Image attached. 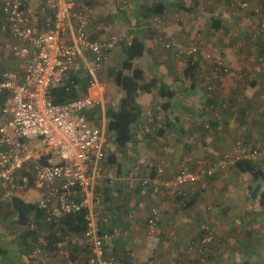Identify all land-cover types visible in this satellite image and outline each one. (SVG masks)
<instances>
[{
  "label": "crops",
  "instance_id": "obj_1",
  "mask_svg": "<svg viewBox=\"0 0 264 264\" xmlns=\"http://www.w3.org/2000/svg\"><path fill=\"white\" fill-rule=\"evenodd\" d=\"M27 1L37 8L45 0ZM104 1L77 0L79 7L91 11V38H113L123 26L122 33L127 35V40L135 35L145 42L147 51L142 59L146 60L149 54V40L157 38L155 30L158 22L163 23L165 31L173 40L188 39L192 33L193 25L183 19L182 15L187 12L180 10L178 5L194 8L196 6L193 0L191 3L186 2L187 0H117L113 2V6ZM158 3H163L162 12L149 16L150 10ZM88 5L90 8L86 7ZM0 17L2 19L1 9ZM245 37H248L246 32L241 35V38ZM233 54L228 52L226 55L232 70L230 75L221 81L206 85V75L212 74L213 67L201 54L195 59L196 63L192 62L194 69L191 75L188 72L189 65L184 69V74H188L185 75L187 81L184 84L172 80L170 85L165 83L164 86L156 82L157 86L152 90L155 93L153 100L145 91L135 95L134 100L141 106L142 114L132 129L134 141L126 150H120L118 157L116 156L117 164H108L105 160L103 176L97 187L102 199L98 226L103 233L113 235L109 255L116 259L118 264H201L198 249L191 250L190 247L197 243L201 237L198 235L205 229L212 230L217 237V243L211 250L212 257L217 261H221L223 253L219 243L227 242L237 248L233 242L238 241L242 247L250 246L246 237L240 238L244 234L243 229L237 232L231 227L229 219L236 215L254 214L256 210L250 207L249 197H252L257 185L250 174L241 173L230 165L223 166L220 158H237L241 153L235 151L234 140L239 136L245 138L243 135H249L251 138L254 136L251 139L254 140L259 133L256 126H264V54H260L252 45L248 50L243 47L237 54ZM17 63V60H5L4 65L11 70L23 71V64L20 63L21 67L17 66ZM146 66L148 65L138 67L148 73L151 69H145ZM177 68L179 71L183 66L179 64ZM75 72L71 70V76L83 81L79 70ZM90 81L91 77L89 87ZM158 86H164L166 90L174 93V96L161 99ZM89 87L87 92L78 97L92 92ZM2 95L0 93V97ZM96 110L106 121L107 112L104 113L99 108H91L87 113L93 114ZM150 114L158 118L159 123L155 126L156 139L148 143L141 131L145 125H150L147 121ZM89 117L92 127L105 126V122L104 125L98 126L92 121L93 116ZM109 133L114 138V134ZM125 155L137 161L130 162L124 159L127 158ZM157 162H161L165 178L174 177L182 164L197 167L198 163H202L208 168H218V171L214 176L207 178V188L204 191L200 190V186H188L184 189L183 196L176 197L163 189L154 190L151 184L147 183L156 176L152 164ZM242 197L245 198L243 209L240 207ZM254 200L259 204L258 199ZM154 208L160 210V216L152 235L148 220ZM260 209L264 212V208ZM0 217V250L6 255H0V258L4 262L14 263L15 259L8 250L24 246L22 243L25 241L22 238L16 241L18 236L12 232L17 231L18 226L6 228L2 222L5 216L1 211ZM56 228L53 232H56ZM48 229L44 230L47 237ZM258 235L262 234L253 233L254 238ZM256 245L257 248L260 247L259 243ZM26 246L27 253L18 258L22 260L21 264H66V259L61 255L62 251L72 256L74 264H88L91 258L87 241L80 236L67 237L62 243L53 244L54 252H48L49 257L38 262L29 257V243ZM248 248L250 247L246 250ZM261 248L259 251H263L264 244ZM261 256H264L263 252Z\"/></svg>",
  "mask_w": 264,
  "mask_h": 264
},
{
  "label": "built area",
  "instance_id": "obj_2",
  "mask_svg": "<svg viewBox=\"0 0 264 264\" xmlns=\"http://www.w3.org/2000/svg\"><path fill=\"white\" fill-rule=\"evenodd\" d=\"M229 2L232 7L252 9L262 16L250 0ZM0 9V30L10 37L2 49L23 64V71L5 70L0 74V93L5 95L0 108V202L34 188L38 191L37 207L47 224L84 212L83 234L91 253L88 264H118L109 255L113 235L103 233L98 226L102 199L97 187L106 160V126L92 127L87 111L95 107L106 112L104 89L97 75L121 39H92L91 11L79 7L76 0H45L37 8L27 0H0ZM156 29L166 47L178 56L190 58L198 52L195 46L185 48L173 41L161 24ZM78 60L83 61L91 77L92 92L70 102L55 103L52 91L71 84V70ZM230 73L226 61L217 59L206 83L210 84L211 79L221 81ZM110 106L115 109L117 104ZM147 121L150 125L144 126L142 136L153 132L159 123L151 114ZM237 148L240 156L221 161L223 166L240 159L257 163L264 156V147L259 144L252 146L242 141ZM152 170L156 176L147 183L154 190L163 189L181 197L188 186L207 188V178L215 175L218 168L202 163L197 167L182 164L172 178L163 176L161 162L152 164ZM159 216L160 210L154 208L148 220L152 235ZM35 228L32 221L30 229ZM40 241L32 243L30 258H37L44 251L46 244ZM213 241L214 236L207 232L190 247L198 249L201 264L206 262ZM61 255L66 264H74L70 254L62 251Z\"/></svg>",
  "mask_w": 264,
  "mask_h": 264
},
{
  "label": "rangeland",
  "instance_id": "obj_3",
  "mask_svg": "<svg viewBox=\"0 0 264 264\" xmlns=\"http://www.w3.org/2000/svg\"><path fill=\"white\" fill-rule=\"evenodd\" d=\"M114 1L117 0H105L104 2H109L113 6ZM193 1L196 6L194 7L195 10L194 13H184V12L182 13L183 19H186V21H189V23L193 25V29H192V33L190 34V37L188 39L181 38V40H177V39L173 40L172 38L171 39L185 48L195 46L198 49V52L190 58L178 56L175 50H171L166 47L167 43H165L163 40L159 41L156 38V40L155 39L149 40L150 46H148L149 47L148 48L149 54L147 55L148 60L147 59L145 60L144 58L143 59L137 58L135 60L136 62L134 64L136 65L137 68H139L138 67L139 65L141 66L148 65L145 67V69H149V68L151 69V71H148V73L146 72L147 82L145 85L149 87V91H145V92L146 94L149 93L148 97H150L152 100L155 96V93L152 92V90L154 86H157L156 82L162 83V85L164 86H166L165 83L169 84V82H171L172 80L180 84H184L187 81L184 74V69L189 65V63L191 64L192 62L196 63L197 60L195 61V59L201 54L202 57L206 59V61L209 60L212 63V67L215 64V61L220 58L224 59L228 64L226 59L227 53L230 52L231 54L233 53L237 54V52H239V50L243 47L248 50L252 45L259 50L260 54L261 53L264 54V32L261 31L259 15L255 14L252 10L245 11L242 9H238L236 7H232L228 0H198V1L193 0ZM250 1L254 7L255 6L261 7L264 14V2L255 1V0L253 1L250 0ZM186 2L191 3V0H187ZM86 7L90 8L89 5ZM145 16L147 17V14H145ZM212 17H217L223 22L221 29L214 30V28L212 27V20H211ZM105 21L106 20H102V22ZM122 27L119 29L118 32L115 33V37L118 36L121 39L120 45L116 50L113 51L111 56L105 59L103 68L97 75L99 81L101 82L100 84L104 89V100L106 101V105H107L106 112L112 111L113 109V108L110 109L111 108L110 103L114 102L118 106L119 101L123 97L122 95H124L116 85V76L118 72L122 69L124 59L126 58L123 49L124 46L127 44V42L130 41L127 40V35L122 33L123 32ZM245 32L247 33L248 37H245L243 39L241 38V35H244ZM0 37H1L0 74H1L5 70H11L4 65L5 60L7 61V60H16V59L7 55L6 52L2 49L3 44L10 39L9 35L4 33L1 34V30H0ZM100 40H104V39H100ZM20 63L21 62L18 61L17 66L19 65L21 66L22 63L21 64ZM179 64L183 66V68H181L178 71L177 65ZM169 69L170 71H168ZM173 69L176 72H174ZM15 70H20V69H15ZM77 70H79V72L81 73L83 77L82 79L83 82H89L90 76L87 70L85 69V65L82 60H78V62L74 65L72 69L74 73H76L75 71ZM206 77L207 78L211 77V74L208 73ZM196 78L198 79V77ZM213 81L214 80L211 79L210 84L215 83ZM210 84H206V85H210ZM209 90L211 91V89ZM82 93L83 91L79 89L78 96L81 95ZM0 102H1V97H0ZM1 106L2 103H0V108ZM100 114L101 113L98 112L97 110L93 114H91L93 116L92 121H94L95 124H97L98 126L104 125L103 123L105 122V126H107L109 122L108 116L106 117L107 120L105 121V119L103 120V117ZM256 129L257 131H259V133L256 134V137L254 139L255 141L252 140V142L254 143H251V145L254 146L255 144H259L264 147V126L262 127L256 126ZM156 134L157 133L153 131L147 135L145 134L143 137L144 139L148 140L147 142L149 143L152 140L156 139ZM243 136L245 138H251L248 137L249 135L247 136L243 135ZM245 138L239 136L238 139L236 140L233 139L234 140L233 145L236 146L235 151H238L237 148L238 143L242 142ZM104 148L107 156L113 154L117 156L120 153V149L114 144V138L109 133L107 128H106V142L104 144ZM125 157L127 158L124 159L130 160V162L137 161L136 159H133L126 155ZM124 159H122L121 161L122 163ZM225 159H233V158L231 157L220 158L221 161ZM256 164L258 165V167L262 166L264 168V156H262L261 159ZM205 189H202L200 187V190L202 191H204ZM249 199L251 201L250 207L256 210L255 212L253 211L254 214L246 215V216L236 215V217L231 218L233 220L229 219V222L231 224V227L235 228L237 232L243 229L244 234L243 236L241 235L242 237L240 238L246 237L250 241V246L242 247V244L238 241L233 242V244L237 245V248L236 246L232 247V245L227 244V242L219 243L220 244L219 246L223 250V253H222V257L220 258L221 261H217V259H214L212 257V251H211L212 246L217 243L216 242L217 237L212 230L205 229L201 233V235H198V237L209 232L214 236V241L208 249L207 259L206 262L203 264H235L236 262L240 263V262H244L245 260H251L255 264H264V256H261L262 252L264 254V249L263 251H259L260 249H262L261 245L264 244L263 242H260V241H264V212L263 209L262 210L260 209L261 206L254 200L253 197L250 196ZM37 200H38V191L34 188H29L26 189L25 191L17 192L15 194V197H13L8 202H0V211L5 216V218L2 219V222H4L3 223L4 227L9 228L12 227V225L14 227H17V223H16L17 212L27 210L26 205L30 203H36ZM243 201H245L244 197H242L241 199V203H240L241 208H242V203L245 205ZM0 222H1V217H0ZM27 229H30V227L29 228L27 227ZM12 233L17 234L18 237L16 238L17 239L16 241H20L22 240L21 239L22 235H24L25 233V229L18 226L17 231L14 230ZM38 233L39 236L42 237L43 240L45 241V239L47 238V236L45 235L46 231H44V229L43 230L41 229L38 231ZM253 233H259L262 235L260 236L258 235V237L256 236V238H254ZM259 238H262L263 240L262 239L259 240ZM23 241H25L24 243H22L24 244V246L16 247L15 250L10 248L8 250V253L14 257L15 262L7 263L4 262L2 258H0L1 259L0 264H21L22 260H18V258H22L24 253H27L28 250L26 249L27 248L26 245L27 243H30V240L29 241L25 240V238L23 239ZM239 243L240 246H238ZM256 243H259L260 247L257 248ZM247 247L250 248L246 250ZM48 251L54 252L51 251L50 248L48 250L44 249L42 254L39 255L37 258H34L33 261L38 262L42 258L44 259L48 258L49 257ZM237 252L239 253L238 255Z\"/></svg>",
  "mask_w": 264,
  "mask_h": 264
},
{
  "label": "trees",
  "instance_id": "obj_4",
  "mask_svg": "<svg viewBox=\"0 0 264 264\" xmlns=\"http://www.w3.org/2000/svg\"><path fill=\"white\" fill-rule=\"evenodd\" d=\"M229 1V0H228ZM163 3L157 4L154 8L150 10V14L153 16L158 15L163 10ZM176 6V5H175ZM253 8H259L261 11L262 16L263 10L259 6H252ZM180 10H183L187 13H194V8H188L183 5H178ZM161 9V11H159ZM252 10V9H249ZM247 11V10H245ZM260 17V25L261 19ZM212 27L214 30H219L222 27L223 22L217 18L212 17ZM157 24H161L163 27V23L158 22ZM165 29V28H164ZM157 32V40L162 41L159 31L156 29ZM264 32V31H262ZM146 45L142 38L133 35L128 44L124 46L123 52L126 56L125 61L123 62L122 69L118 72L116 76V85L124 94L121 100L118 103V106L112 111L107 112V116L109 122L106 126L107 130L114 134L115 145L120 150H126L131 143L134 141V135L132 132L133 126L139 121L142 114L141 106L135 102L134 97L140 91H149V87L146 84V73L143 69L137 68L134 64V61L137 58L144 57L146 55ZM193 65L189 63V73L190 75L193 72ZM188 76V74H185ZM70 85L65 88H58L54 89L51 93V97L53 98L55 103H64L70 102L78 97V91L81 89L84 93L87 92L89 87V82H83L77 77H73L70 80ZM67 88H69L67 90ZM154 88V87H153ZM158 94L161 99H166L174 96V93L171 91L166 90L164 86L157 87ZM5 95H2L1 102H3ZM167 107V105H164ZM88 112V111H87ZM91 112L87 113L88 119ZM90 121V120H89ZM154 132H157L154 130ZM242 141V140H241ZM244 143L251 144V138H245L243 140ZM256 143V142H255ZM258 143V142H257ZM257 145V144H255ZM108 164H117L116 155H109L106 159ZM232 168H236L241 173L250 174L256 183V187L252 192V197L254 199H258L259 204L262 208H264V168L259 166L250 160L240 159L236 160L235 164L230 165ZM214 176V175H213ZM100 193V192H99ZM102 204V202H101ZM27 210L18 211L17 212V226L25 229L24 235H22V239L30 240V247L32 243L37 242L42 237L39 236V230H46L49 228V236L43 240L41 239V243L45 250L50 248L51 251H54L53 244H60L67 237L71 236H80L84 238V228H85V213L73 214L65 217L64 219L60 220L59 222L47 224L43 221V213L39 211L36 203H30L26 205ZM34 221L36 224L35 229H27L30 227V223ZM58 227V228H56ZM57 229L56 232H53V229ZM27 229V230H26ZM32 250V248H31ZM49 252V251H48ZM0 255H5L4 252L0 250ZM6 256V255H5ZM237 264H253L250 260H246L241 263Z\"/></svg>",
  "mask_w": 264,
  "mask_h": 264
}]
</instances>
